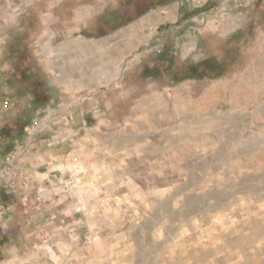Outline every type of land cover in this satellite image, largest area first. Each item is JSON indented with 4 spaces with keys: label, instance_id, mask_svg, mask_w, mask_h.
I'll list each match as a JSON object with an SVG mask.
<instances>
[{
    "label": "rangeland",
    "instance_id": "374dc122",
    "mask_svg": "<svg viewBox=\"0 0 264 264\" xmlns=\"http://www.w3.org/2000/svg\"><path fill=\"white\" fill-rule=\"evenodd\" d=\"M37 143L0 258L264 264V0H0V148Z\"/></svg>",
    "mask_w": 264,
    "mask_h": 264
},
{
    "label": "crops",
    "instance_id": "0c3cea01",
    "mask_svg": "<svg viewBox=\"0 0 264 264\" xmlns=\"http://www.w3.org/2000/svg\"><path fill=\"white\" fill-rule=\"evenodd\" d=\"M3 140V138H2ZM36 149L35 151H29L31 157H29V159L26 162V159L24 158L22 163H19V161L15 162V166L18 164L20 165V167L24 168V169H28L31 170L32 173H34L35 176L37 177H46L48 176V173L50 171H52V168L50 167L51 165L46 166L47 168L43 171H39L38 167L40 165L38 158V154L41 153L42 151L45 150V153H48L47 156L53 157V158H57V152L55 150H53L52 148H47L46 147V143L45 144H36L35 145ZM17 149V148H16ZM19 150V149H18ZM34 150V149H33ZM20 153H22L23 151L19 150ZM5 152L3 149H1V154H0V174L2 177V181H3V173H2V163H6L7 162V153H3ZM42 154V153H41ZM9 162V161H8ZM52 162H50L49 164H51ZM30 166V169H29ZM13 167V166H10ZM3 187L6 188L5 186V182L3 181ZM4 188V189H5ZM11 189V188H10ZM9 188L5 189V191H8ZM12 190V189H11ZM2 205V204H1ZM8 243V242H6ZM7 246L3 249V253L4 256L0 258V264H44L43 262H38L39 260H37L35 258V255L37 254V248L35 249L34 252H32V258H26L24 259V255L19 253L21 248L20 245L18 243H11V244H6ZM35 247V246H34ZM37 260V262H35Z\"/></svg>",
    "mask_w": 264,
    "mask_h": 264
},
{
    "label": "built area",
    "instance_id": "2783aa9c",
    "mask_svg": "<svg viewBox=\"0 0 264 264\" xmlns=\"http://www.w3.org/2000/svg\"><path fill=\"white\" fill-rule=\"evenodd\" d=\"M0 154H1V148H0ZM20 157H21L20 151L17 149H14L7 154V162L2 163L3 181L5 182L6 188H9V187L13 188L17 184L23 187H29L30 185V182L25 177V175L22 173L20 174L19 169H16L14 165L15 162H17L18 158ZM10 166H13V167H10ZM4 212H5V207L4 205L0 204V213H4Z\"/></svg>",
    "mask_w": 264,
    "mask_h": 264
},
{
    "label": "trees",
    "instance_id": "16d2710c",
    "mask_svg": "<svg viewBox=\"0 0 264 264\" xmlns=\"http://www.w3.org/2000/svg\"><path fill=\"white\" fill-rule=\"evenodd\" d=\"M168 1H170V0H160V2L162 4L166 3ZM154 5H155L154 2L152 1V4L150 6H148V8H146L145 11L149 10ZM215 67H219V64L214 62V61H212V60H206L203 64L192 65V66L189 67L188 77H190V78H204V77H208L207 69L213 70V68H215ZM42 102H44L43 99L38 100L39 104H41ZM12 150H14V149H12ZM12 150H4L5 152H3V153H7L8 154Z\"/></svg>",
    "mask_w": 264,
    "mask_h": 264
}]
</instances>
